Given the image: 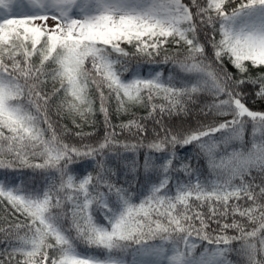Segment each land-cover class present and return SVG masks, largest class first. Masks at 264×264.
Listing matches in <instances>:
<instances>
[{
    "label": "snow or ice",
    "instance_id": "snow-or-ice-1",
    "mask_svg": "<svg viewBox=\"0 0 264 264\" xmlns=\"http://www.w3.org/2000/svg\"><path fill=\"white\" fill-rule=\"evenodd\" d=\"M122 43L150 62L164 51L173 71L123 79ZM49 78L59 81L51 93ZM93 85L103 136L79 131L66 143L73 134L57 131L50 106L63 93L56 114L94 125ZM245 86L264 99V0H0V170L44 175L39 187L0 176V203L24 217L0 227V264H234L232 254L264 264V111L246 105ZM203 94L212 100L199 111L213 123L165 120ZM113 97L117 115L142 105L147 116L113 124ZM189 146L207 178L179 157ZM141 149L137 194L113 177L121 164L137 172L127 154Z\"/></svg>",
    "mask_w": 264,
    "mask_h": 264
},
{
    "label": "trees",
    "instance_id": "trees-1",
    "mask_svg": "<svg viewBox=\"0 0 264 264\" xmlns=\"http://www.w3.org/2000/svg\"><path fill=\"white\" fill-rule=\"evenodd\" d=\"M184 3L190 4L191 0H183ZM238 2V1H237ZM230 10V8H229ZM204 37L203 34H201V40L203 41ZM217 39H219V36L217 35ZM121 47H123L130 55L127 59V62L123 66H117L121 68L122 70V78L123 79H131L134 74H141L143 76H148L149 73H153L155 71H160L162 73L163 78H167L168 74L173 71V67L171 63L165 64L163 63V57L165 55V52L162 51L161 55L159 57H155L154 60L151 62L149 61V58L146 56H138L135 54V48L133 45H128L126 43L121 44ZM174 51H176V45L169 44L167 48V54H172ZM209 54H211V49H208ZM115 58V56H113ZM123 59V58H122ZM224 66L227 69L228 72L233 73L234 75H237L236 69L231 65V63L228 62L227 58H225ZM90 67V65H89ZM126 67L127 71H123V68ZM253 75L257 74L255 70L252 72ZM54 87H59V81L53 82L50 78L47 82V84L44 86L43 90L45 92L51 93L54 89ZM103 91L105 92V95H108V89L104 88ZM244 91L248 93L247 98L245 99L246 105L251 110H257V111H264V99H257L254 94V90L251 88V86H245ZM90 98L94 101V110H95V116H90L88 118L89 121L94 120L95 124L90 125L88 121L83 120L79 116H72L68 114L65 111H62L60 115L56 114V108L58 107L60 100L63 98V93L60 94L59 97L55 98L50 106V114L51 118L54 121V123L57 126V131L62 132L63 127L66 126V128L72 133L73 135H69L65 137L66 143H75L78 144L79 140L74 136V133L83 131V132H93L96 131L98 133L97 136L91 138V140L99 139L103 136V116L99 112L100 102L99 97L96 92L95 86L93 85L90 90ZM212 97L208 96L207 94H203L202 96L197 98L196 104L190 106V114H180L178 116H172V117H165V120L172 126L176 128L180 127H188L189 125H196L198 120L197 117L199 116V122L200 123H213L211 119L204 120L203 114L200 113V107L203 106L204 103L211 102ZM157 103H160L162 101L157 100ZM116 101L115 98H111L108 101V108L111 113L112 123L113 124H119L121 122H127L129 119L133 118V116L140 118L147 116L148 109L142 105H129L128 106V112H122L119 115L116 114ZM73 119L76 120L77 124H80L81 127L77 128L73 124ZM149 133L152 132L153 127V121L149 120L147 122ZM118 131V129H117ZM124 135H127L126 133ZM219 136V134H217ZM123 139V136L121 137ZM91 140H86V142H91ZM245 147L250 146V140H251V125L249 124L246 129L245 134ZM239 147V144L236 145ZM144 149H141L137 156L132 157L131 154H127L129 156V161L132 158L137 159L138 161V168L137 172L133 173L130 168H125L123 164H121V168L119 170V175L116 177H113V180L119 181V184H122L124 187L132 186V189L138 194L140 192V185L144 183L145 173L143 169V153ZM179 157L185 160H190L191 165L194 168L199 169V172L201 174V178H207L209 176V170L207 167V161L202 156L197 155V150L191 146L184 148L179 151ZM33 163H39L42 162L40 160H33ZM85 166H81V171L84 169ZM88 171H93L91 167H88ZM93 174H95L93 172ZM8 175L10 178H14L17 182L20 180H23L26 184L32 186L35 185L37 187L42 186L44 183V175L39 170L33 172L32 169L23 168L19 169L14 172H7L0 170V176ZM255 175V173H254ZM138 203V199L135 201ZM96 216L99 220L103 221L102 216H100L99 212L96 213ZM17 218L21 221L24 220V217L19 216L18 213H15L13 209L9 205H7V202L4 201L0 203V227H6L9 222H16ZM234 232H229V235H234ZM238 245L234 244L233 247H237ZM3 246L0 245V248ZM203 248L199 247L196 249V254L198 255L200 251H202ZM131 256H128L127 259H129ZM234 264H243V261L240 257H237L235 254H232L229 257Z\"/></svg>",
    "mask_w": 264,
    "mask_h": 264
},
{
    "label": "bare ground",
    "instance_id": "bare-ground-1",
    "mask_svg": "<svg viewBox=\"0 0 264 264\" xmlns=\"http://www.w3.org/2000/svg\"><path fill=\"white\" fill-rule=\"evenodd\" d=\"M52 22H53V21H51V20L49 21L50 24H51Z\"/></svg>",
    "mask_w": 264,
    "mask_h": 264
},
{
    "label": "rangeland",
    "instance_id": "rangeland-1",
    "mask_svg": "<svg viewBox=\"0 0 264 264\" xmlns=\"http://www.w3.org/2000/svg\"><path fill=\"white\" fill-rule=\"evenodd\" d=\"M238 1V0H237ZM53 23V22H52ZM122 44H124V43H122ZM131 259V257L129 258V260Z\"/></svg>",
    "mask_w": 264,
    "mask_h": 264
}]
</instances>
